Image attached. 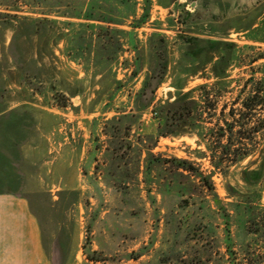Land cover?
<instances>
[{
    "label": "rangeland",
    "instance_id": "rangeland-1",
    "mask_svg": "<svg viewBox=\"0 0 264 264\" xmlns=\"http://www.w3.org/2000/svg\"><path fill=\"white\" fill-rule=\"evenodd\" d=\"M262 64L264 0H0V264L25 257L31 213L54 264H264V136L217 158Z\"/></svg>",
    "mask_w": 264,
    "mask_h": 264
},
{
    "label": "trees",
    "instance_id": "trees-1",
    "mask_svg": "<svg viewBox=\"0 0 264 264\" xmlns=\"http://www.w3.org/2000/svg\"><path fill=\"white\" fill-rule=\"evenodd\" d=\"M158 45L162 46V41ZM160 51L161 49H159L157 52V57L159 60L161 59ZM261 57V55L251 57L250 62L252 63ZM262 67H264V64H262L260 68ZM165 70V63L159 61L155 71L153 72V76H149L145 87L142 89L141 102L143 106H148L152 101L153 88L157 87L158 84L162 82ZM150 86L152 87L149 88ZM207 87L208 84H201L197 86L199 89H206ZM190 92L192 91L178 93L174 100L170 102L168 101L164 104L170 111H173V116L169 115L172 120L178 121L185 117L191 108L189 102L192 104L196 103V100L189 95ZM204 98L206 97L204 96ZM237 98V102H240V104L236 108L232 107V109L229 111L231 121H228L226 118H224L223 126L219 127V139L228 133L227 138L230 139L231 135H233L234 138L238 140V145L234 148H231L230 145H219V156H217L219 162H237L258 150L259 143L257 140V135L261 134L264 136V115H262L264 114V73L260 78H254L253 72L247 79H244ZM250 122H253L252 127L245 129L247 124ZM234 127H237L235 132H233ZM243 139L250 140L251 144L244 143L242 141ZM207 150L211 152V157L214 160V158H216L215 153L217 152V149L208 146ZM0 156V160L2 161L1 164L5 166V169L3 168L4 172L1 173H6L5 176H7L9 174L6 170L8 169V163L6 160L4 161L2 155ZM176 162L182 165L184 169L189 170V167L185 166L186 161L177 160Z\"/></svg>",
    "mask_w": 264,
    "mask_h": 264
},
{
    "label": "crops",
    "instance_id": "crops-1",
    "mask_svg": "<svg viewBox=\"0 0 264 264\" xmlns=\"http://www.w3.org/2000/svg\"><path fill=\"white\" fill-rule=\"evenodd\" d=\"M65 162L71 165L79 164V157L72 155L71 159H68ZM9 223L13 224L12 221H10ZM15 226L16 225H14V227ZM21 226H23L24 229L22 230L21 233L18 234H20L19 236H22L24 238L25 243L28 244V249L25 257L16 258L12 262V264H54L53 257L51 254L53 252V244H54L53 241L55 240L56 237L53 235L51 239L49 238L47 240L44 234L43 225L32 213L29 219L26 220L25 218V222L21 224ZM16 236L17 235H15V238ZM77 251L78 250L76 251L72 250L67 255L66 259L74 260L75 257L78 256Z\"/></svg>",
    "mask_w": 264,
    "mask_h": 264
},
{
    "label": "water",
    "instance_id": "water-1",
    "mask_svg": "<svg viewBox=\"0 0 264 264\" xmlns=\"http://www.w3.org/2000/svg\"><path fill=\"white\" fill-rule=\"evenodd\" d=\"M167 96H168L169 98H171V97H172V93L169 91V92L167 93Z\"/></svg>",
    "mask_w": 264,
    "mask_h": 264
}]
</instances>
